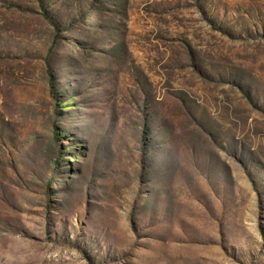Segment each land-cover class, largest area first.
I'll use <instances>...</instances> for the list:
<instances>
[{"label":"rangeland","instance_id":"obj_1","mask_svg":"<svg viewBox=\"0 0 264 264\" xmlns=\"http://www.w3.org/2000/svg\"><path fill=\"white\" fill-rule=\"evenodd\" d=\"M0 264H264V0H0Z\"/></svg>","mask_w":264,"mask_h":264}]
</instances>
